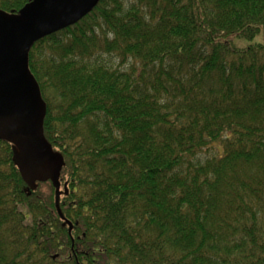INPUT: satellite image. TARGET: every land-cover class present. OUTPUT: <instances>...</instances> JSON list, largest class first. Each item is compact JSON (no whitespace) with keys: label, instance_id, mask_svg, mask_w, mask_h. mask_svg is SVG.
Instances as JSON below:
<instances>
[{"label":"trees","instance_id":"16d2710c","mask_svg":"<svg viewBox=\"0 0 264 264\" xmlns=\"http://www.w3.org/2000/svg\"><path fill=\"white\" fill-rule=\"evenodd\" d=\"M259 35L264 0H100L36 42L63 219L0 140V264H264Z\"/></svg>","mask_w":264,"mask_h":264},{"label":"water","instance_id":"95a60500","mask_svg":"<svg viewBox=\"0 0 264 264\" xmlns=\"http://www.w3.org/2000/svg\"><path fill=\"white\" fill-rule=\"evenodd\" d=\"M99 1L30 0L17 14L0 10V140L12 146L13 163L30 189L51 182L61 219L63 159L44 139L46 107L29 70L28 54L39 40L77 24ZM66 224L70 232L72 225Z\"/></svg>","mask_w":264,"mask_h":264},{"label":"rangeland","instance_id":"374dc122","mask_svg":"<svg viewBox=\"0 0 264 264\" xmlns=\"http://www.w3.org/2000/svg\"><path fill=\"white\" fill-rule=\"evenodd\" d=\"M227 40L229 42H231L237 48H245L247 45L252 44V43H262V42H264V39H263L262 35L257 36L252 41H247V40H244V39H236V38H232V37L228 38ZM104 60H106V59H104ZM114 65H115V62L113 63V66ZM213 146L214 147H212L211 150H209L206 154H202L201 157H203V156L207 157V156H210V155H212L214 153H217L216 150L219 149V144H215ZM43 183H46V181L43 182Z\"/></svg>","mask_w":264,"mask_h":264},{"label":"bare ground","instance_id":"6f19581e","mask_svg":"<svg viewBox=\"0 0 264 264\" xmlns=\"http://www.w3.org/2000/svg\"><path fill=\"white\" fill-rule=\"evenodd\" d=\"M42 40V39H41ZM40 41V40H39Z\"/></svg>","mask_w":264,"mask_h":264}]
</instances>
